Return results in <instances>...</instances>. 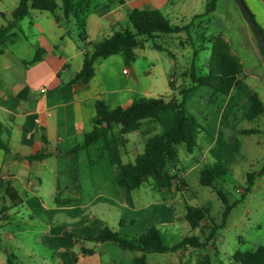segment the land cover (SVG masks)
Listing matches in <instances>:
<instances>
[{
    "label": "crops",
    "instance_id": "0c3cea01",
    "mask_svg": "<svg viewBox=\"0 0 264 264\" xmlns=\"http://www.w3.org/2000/svg\"><path fill=\"white\" fill-rule=\"evenodd\" d=\"M212 1L102 0V7L87 19L88 41L100 42L127 28L128 17L134 10H158L172 24L190 25V31L199 28L203 34V42L200 43L207 44L210 50L209 41L223 37L243 65L242 85L250 77L264 79V59L259 41L236 0L222 3L215 0L209 10ZM243 1L264 33V0ZM2 2L0 0V31L13 22L14 27L0 49V141L10 148V152L0 148V245H17L21 253V246L31 245L23 236L21 227H36L38 223H43L46 228L40 231L38 238L35 237V243L46 247L63 245L60 243L63 242L72 247L78 244L80 248L82 245L91 248L88 245L91 241L79 242L70 235L89 238L104 228L134 237L155 226L167 239L172 234L164 231L183 218L182 215L177 216L178 211L173 206L176 182L171 191L158 189L152 179L140 189L129 191L120 184L123 166L133 163L139 154L130 158L126 146L117 155L96 156L104 140L75 155L61 153L82 144L85 135L93 130L97 100L112 108H126L136 99L159 97L155 72H142L137 60L140 56L149 60L150 56L154 57V44L173 38L179 40L184 38L185 32L155 39L141 38L131 66L125 65L121 55L97 60L95 76L88 87L80 88L70 82L81 71L84 54L90 47L78 41V29L75 32L72 28L75 23H57L55 17H62L61 10L54 14L30 9L24 19L30 17V26L40 33L36 44L20 25L24 19L14 20L13 12L20 1L14 8L2 7ZM36 11L41 14V19L34 13ZM186 47L189 46L182 47L184 52L192 51ZM39 49L45 50V54L39 62L33 63ZM169 51L176 62L177 54ZM194 64L193 60L191 70ZM164 75L167 82L163 84L166 83L171 93L166 98H174L178 85L175 86L173 81L179 77L168 72ZM241 86L233 88L228 98ZM42 89L47 92L42 93ZM227 107H223V113ZM144 128L139 132L144 143L160 132V129L151 132ZM40 154L46 155L45 158L27 160V157ZM8 189L15 192L22 204L13 205L6 193ZM188 193L189 189L183 192L182 197ZM86 229L90 232L79 234ZM2 250L0 246V253ZM74 250L55 247L56 264H72L69 251ZM192 250L197 249L186 248L174 253L188 254ZM10 256L18 264H26L25 258L16 254L13 248L5 249L4 255L0 256V264H7ZM46 263L45 259L42 260V264Z\"/></svg>",
    "mask_w": 264,
    "mask_h": 264
},
{
    "label": "trees",
    "instance_id": "16d2710c",
    "mask_svg": "<svg viewBox=\"0 0 264 264\" xmlns=\"http://www.w3.org/2000/svg\"><path fill=\"white\" fill-rule=\"evenodd\" d=\"M19 6L13 12L15 22L24 19L29 10L46 11L56 13L62 11V17L56 16L57 23L62 21H73L78 29V41L90 47L84 54L83 67L70 82L71 85H77L80 88L88 87L95 76L94 65L99 59H107L113 55H121L125 65L131 66L135 61V49L139 47L141 38L155 39L162 35L181 34L183 32L189 35L191 26H178L158 10H134L128 17L127 28L114 33L111 37L100 41H88L87 19L88 17L102 7V0H19ZM215 4V0L210 3L209 10ZM14 27V22L0 31V49L4 46V39L9 31ZM259 32L264 40L263 30L258 26ZM211 44L212 58L208 64V71L205 74L195 72V64L192 66L191 80L192 87L182 89V102L175 97L167 99L160 98H141L132 102L129 107L112 108L102 100L96 101V117L93 119V130L85 135L84 142L78 144L67 153L62 155H75L83 150H87L92 145L104 140L103 145L96 152V156L109 155L114 156L125 148L129 141L126 138L129 134L140 132L145 126L149 131L158 134L152 136L146 144L145 151L139 154L133 163L123 166V179L120 184L129 191L140 189L147 181L153 180L158 189L171 191L175 182L187 187L185 181L180 178V174L173 175L170 172V166L178 160V146L185 145L186 151L193 154L197 148V140L201 133V126L185 109L186 96L188 93L197 90L200 87H207L212 91L213 98L219 96L228 97L233 88L242 85L244 68L240 60L233 55L229 43L221 36L212 38ZM205 44V43H204ZM264 59V51L261 48ZM158 51L165 49L154 44ZM202 50V49H201ZM45 50L39 49L33 60V63L39 62ZM171 54V53H170ZM198 53L195 51L194 57ZM172 56V55H171ZM173 87V83L170 82ZM212 102H214L212 100ZM264 115V106L257 94L251 96V107L246 115V120L254 121ZM2 125H0V131ZM118 129V130H117ZM245 135L255 134V130H244ZM0 148L10 152L6 143L0 141ZM46 155H34L27 157V160L40 161ZM227 174V168L221 163L207 166L200 174V184L205 187L215 188V183L222 180ZM264 175V167L257 173L247 175V187L245 194L250 193L255 184L256 178ZM185 190H188L185 189ZM7 195L13 205L18 206L22 201L12 189L7 190ZM219 198L225 205L224 220L221 225H215L206 241H202L197 236H186L179 242L169 246L166 236L152 226L142 235L134 237L126 236L120 232L104 228L100 233L89 238H76L77 241L85 240L97 243H114L123 251L134 252L137 255L132 259L131 264H148L147 256L150 254H166L177 252L186 248L203 249L207 248V243L216 237V233L223 228L225 221L231 210L235 207L227 203L224 193L216 190ZM186 221L193 230L200 228L203 221L206 220L207 210L205 208L187 206ZM235 262L240 264H264V247L261 246L255 251L236 252L233 256ZM77 259H73L75 263ZM7 264H18L13 256L7 260ZM173 264V263H171ZM196 264H213L211 258L205 255L198 258Z\"/></svg>",
    "mask_w": 264,
    "mask_h": 264
},
{
    "label": "rangeland",
    "instance_id": "374dc122",
    "mask_svg": "<svg viewBox=\"0 0 264 264\" xmlns=\"http://www.w3.org/2000/svg\"><path fill=\"white\" fill-rule=\"evenodd\" d=\"M223 1L225 0H218L220 3ZM16 3L18 0H3L1 6L14 8ZM34 13L41 19V14L38 11ZM10 19L12 20V16ZM30 21L31 18L28 17L21 21L20 25L30 40L38 44L40 33L30 26ZM72 28L76 32L77 28L74 24ZM202 37L201 30L195 28L194 31H190L189 35L184 33V38H179V40L173 38L159 41L158 44L166 46L171 52L177 54L176 62L172 60L168 49L153 51L154 57L150 56L149 60L142 56L139 57L137 62L142 72H155L154 76L159 84V93H157L159 97L157 98L171 96L168 86L165 85L166 83L163 84V82H167L164 72L179 77V80L173 81L175 86L178 85L174 96L179 102H182L180 95L182 89L192 86L191 65L193 60L197 74L206 72L207 62L211 61L212 53L207 44L200 43L203 42ZM184 45H188L189 47L186 49L191 48L192 51L189 49L184 52L182 48ZM202 48L206 50L202 51ZM195 51L198 53L196 59L193 57ZM253 94H257L264 106V79L248 78L240 88L235 89L233 98L222 96L213 98L212 91L207 87H200L187 94L185 109L195 117L201 126V133L194 153H188L184 144L179 145L178 160L170 166V172L173 175L180 174L179 177L185 181L187 187L180 185L179 182L175 184L173 202L176 204L173 203V206L175 205L178 211L177 216L182 215L183 218L181 222L173 227L168 226V229L164 231L172 234L167 236L169 239L167 244L173 245L186 236H197L202 241H206L215 225L219 226L223 223L225 205L216 190L222 191L227 203L230 206L235 205V207L227 217L224 227L220 228L216 237L207 243V248L192 250L188 254L185 252L150 254L147 256L148 264H171L173 262L196 264V259L205 255L211 257L213 264H240L233 258L236 252L255 251L261 246L264 247V175L258 176L252 191L245 194L247 175L249 173L258 174L264 167V115L254 121L246 120ZM229 102L231 104L227 107ZM224 106L227 107V111L225 110L223 113ZM144 129L149 131L148 126H145ZM244 130H255L257 133L245 135L242 133ZM127 138L130 143L125 149L129 151L130 158L145 151L147 142L142 141L139 132L129 134ZM216 163H221L227 168L226 176L215 183V188L202 186L200 184L201 172L207 166ZM187 188L190 193L182 197ZM174 195L176 196L174 197ZM188 205L207 210L206 220L197 230H193L185 220ZM38 224L31 228L21 227L24 231L23 236L31 245L21 246V253H19L17 245H0L3 247L0 256L4 255L5 249L13 248L16 254L25 258L26 264H34V262L42 264L44 259L48 262L46 264H56L55 247L61 250L68 247L71 250L76 248L74 251H69L72 264H130L137 255L134 252L121 250L114 243L98 245L96 242H88L91 248L83 245L80 248L78 244L72 247L70 244L60 242L63 245L46 247L43 244L35 243V237L38 238L40 231L46 228L43 223ZM89 232L86 229L79 234L85 235ZM73 259H77L75 263L72 262Z\"/></svg>",
    "mask_w": 264,
    "mask_h": 264
},
{
    "label": "water",
    "instance_id": "95a60500",
    "mask_svg": "<svg viewBox=\"0 0 264 264\" xmlns=\"http://www.w3.org/2000/svg\"><path fill=\"white\" fill-rule=\"evenodd\" d=\"M238 6L240 7L241 11L243 12V14L245 15L247 21L249 22V24L251 25L258 41L261 44V48L264 51V40L263 37L261 36L259 29H258V25L256 24L253 16L251 15L249 9L247 8V6L245 5L243 0H236Z\"/></svg>",
    "mask_w": 264,
    "mask_h": 264
},
{
    "label": "built area",
    "instance_id": "2783aa9c",
    "mask_svg": "<svg viewBox=\"0 0 264 264\" xmlns=\"http://www.w3.org/2000/svg\"><path fill=\"white\" fill-rule=\"evenodd\" d=\"M125 73L127 74V73H128V71L126 70V71H125ZM41 92H42V93H46V92H47V90H46V89H42V90H41Z\"/></svg>",
    "mask_w": 264,
    "mask_h": 264
}]
</instances>
